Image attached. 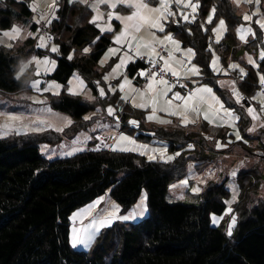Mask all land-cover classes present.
Instances as JSON below:
<instances>
[{
    "label": "trees",
    "instance_id": "obj_1",
    "mask_svg": "<svg viewBox=\"0 0 264 264\" xmlns=\"http://www.w3.org/2000/svg\"><path fill=\"white\" fill-rule=\"evenodd\" d=\"M199 2L201 6L194 22L169 21L166 32L178 38L183 47L194 49L193 62L199 67L204 82L214 86L228 108L237 110L239 129L246 132L250 122L245 109L231 99L229 90L217 86L218 77L211 68L213 53L217 51L224 67L228 58L247 67V75L238 81V88L249 101L260 88L257 73L264 74V60H260L261 69L256 70L239 58L237 29L244 20L234 0ZM58 4L57 18L48 25L56 37L49 42L59 47L55 56L57 66L50 77L67 86L77 72L98 99L104 81L98 65L112 45L113 34L102 33L89 22L94 12L87 5L69 4L68 0H58ZM213 7L216 8L214 22L208 24L206 20ZM127 10L130 9L122 8ZM32 15L29 0H0V30L28 23ZM221 18L225 20L227 32L217 43L211 29ZM255 20L252 26L256 34L246 49L264 51V32ZM32 29L36 31L37 25L33 24ZM37 44V38H30L11 48L0 47V94L16 95L26 90L16 75L23 62L45 54ZM86 47L90 51L83 53ZM145 69L146 65L139 61L129 65L126 74L134 79ZM65 89L60 96L50 97V102L54 110L74 119L72 127L60 133L48 131L0 138V264H264V199L254 198L261 182L253 180V171L242 173L238 178L240 196L235 211L240 214V221L233 239L212 225V215H222L226 211L225 201L231 196L224 183L209 185L199 205L166 201L169 187L187 176L191 161L200 158L206 165L212 161V155L206 153L214 152L213 145L206 137L213 140L218 135L228 136L224 127L199 122L196 128L201 140H196L194 132H191L194 135L177 134L174 128L132 129L128 126L129 120H136L142 126L145 111L123 100L124 106L120 104L119 91H116L114 101L107 100L121 114L129 115L127 123L120 121L121 131L144 143L163 142L170 152L180 155L174 161L160 162L103 148L47 160L41 155L39 145L58 143L65 134L79 131V123L93 108V103L69 95ZM127 127L134 131L128 132ZM202 129L205 134L200 137ZM254 139L262 143L264 150V131ZM190 144L192 148L188 147ZM108 191L124 210L136 205L146 191L149 216L138 223L114 224L100 234L91 250H75L70 242V217Z\"/></svg>",
    "mask_w": 264,
    "mask_h": 264
},
{
    "label": "rangeland",
    "instance_id": "obj_2",
    "mask_svg": "<svg viewBox=\"0 0 264 264\" xmlns=\"http://www.w3.org/2000/svg\"><path fill=\"white\" fill-rule=\"evenodd\" d=\"M18 1H24V0H18ZM35 2L39 6L37 7V9L35 11H33L32 5L34 3V0H29L30 7L33 11V17L31 20L32 24H36L37 26H39V25L45 23L46 21L40 20V16L42 14L48 15L49 19H53L51 17V15L48 13V8H47V4L50 3V0H35ZM193 2L195 3L194 0H193ZM237 5L239 7L238 14L242 18H243V15L245 13L251 14L252 12H254L256 10V7H257L254 4L244 3L243 0H240V3ZM259 8H260V13L257 14L256 16H253V19L254 18L258 19V18H260V15L264 14V0H261V4L259 5ZM173 11H178L174 5H173ZM185 11L188 13H191V9H185ZM198 11L199 10H197V13H196V19H197ZM119 14L122 15L120 12H119ZM123 16H126V15H123ZM172 19L173 18H169L168 21H162V23H164L166 26V23L169 21L171 22ZM175 19L179 20V21H181V20L183 21L182 17L179 15V13L175 17ZM253 19H252V21H253ZM36 20H40V23L37 24ZM114 21H119V20L112 18L111 21H108V19H107V21H105V22H98V23L101 24V26H106L107 24H111L112 31L110 33H113L114 48H119L121 50L122 48L120 47V45H116L114 36L122 30L123 25L121 24L122 25L121 30L115 32V28L117 26H115ZM252 21H245L244 20V23L241 26H244V27L251 26L253 29ZM218 22L219 21L216 22L215 26L218 24ZM17 26H21L22 28L25 29V32L22 34V37L20 39H24L25 37H27V32L30 31L34 34L33 37L38 39V44L40 43L38 30L33 31V30H31L30 27H25L22 25H17ZM253 31H254V29H253ZM105 32H108V31H105ZM237 34H238V31H237ZM139 35L143 36V37H147V32L143 30ZM224 36H225V32L223 33L220 40H222ZM238 37H239V34H238ZM253 37H254L253 35L249 34L246 37V42L242 41V40H240V41L242 44H245L249 40H251ZM213 39L216 42L215 34H214ZM45 44H46L45 47H39V48L45 50V54L43 56H34V57H36L40 60L47 58L50 62L55 61L54 68H52L51 64H49L47 67L51 68V71H45V66H41V68H40L41 75L37 76L36 75L37 68H36L35 62H30V61H32V58H30L29 60H27L21 64L20 69L16 75L17 79L20 80V83L22 84L23 88L26 90H24L21 93H18L16 95L0 94V114H3V115H0V125H5V124H11L12 125L9 128L0 127V138H6V137H9L11 135H30V134L44 133V132H48V131H55V127H62L64 129L62 132H64L69 127H72L75 123L74 119L70 115L56 111L51 107V102H50L51 98L50 97H58L57 95H53L52 91L37 92L31 88L32 81L36 80V79H39L41 81V84H40L41 88L47 87L48 84H50L52 82L59 83L50 77L54 73V70L56 68L55 56L58 55L57 54L58 52H52L51 51V47L53 45L58 46V44L55 42H49L48 39H46ZM261 51H263V50H261L260 48L248 51L245 49L244 46H242L238 55H239V58L241 57L240 58L241 60L243 59L245 61L246 65L252 66L254 69L258 70L259 68L261 69V63H260L261 59L259 56V53ZM107 52H108V50L104 53V55L100 59L99 65H98L99 70L103 71L104 77L106 75L109 76V79L107 81L104 80L103 84L100 85V88H104L106 95L104 97L99 96V98L97 99V96H95L93 94L92 90L87 86V83L85 82V80L76 72V74H78L79 77L81 79H83L85 82V85H86V88L84 89L85 93H88L97 99V100L96 99L95 100H88L86 98V96L83 94L79 95V96H75V97H81L82 99H84L85 101H87L89 103H93L92 110L86 115V116H91V119L86 121L83 118L81 120V122L79 123V125H80L79 131L65 134V137L58 143L40 144L39 145L40 153L45 159L52 160V159H57V158H67V157H72L74 155L83 153L87 150H90L95 145V137H96L97 133H102L105 136L107 145L114 144L115 140L113 138L114 137L118 138V136L120 134H124L121 131V122L127 123V119L129 118L128 117L129 115H127V114L124 115L125 113L121 114L119 112L120 109H118L116 106L110 104L108 102L107 98H109L110 101H114L113 96L116 95V93H115L116 91H119L120 96L117 95L119 98V103L122 105L127 103V102L132 104V102H131L132 97L136 94L132 93L130 91V88L144 90L146 88L147 83L137 84L131 78H129V76L126 74V69H127L126 64L123 67H121L120 69H118L116 73H113L112 69L115 67L116 64L119 63L120 59L123 56H112L110 53L108 54ZM106 53L108 54L107 58H106ZM120 54H123V51H120ZM215 56L218 57V55H215ZM249 56H251L252 59L254 61H256V63L259 65V67H254L253 65L248 63L247 58ZM101 60H105V63L101 64ZM229 60H232V58L231 59L228 58L227 59V61H228L227 66L223 67L221 64L220 58H219L218 67L221 69V71H214V74L219 75L218 82L220 85L227 84L228 89L232 90L234 87L237 91H239L235 86L236 85L235 78L237 80L241 79V74H240L239 68L233 69V68H230L229 65L233 64V63L238 64L240 66V68H243L245 70V73H247V71H246L247 67L244 64L240 63L238 60L237 61H229ZM125 76L131 81V84L126 85L125 91L122 93V92H120L118 85L123 82ZM72 77H71V79H72ZM233 82H235V83L233 84ZM76 83L77 82L75 80H73V85H76ZM194 83H196V82H194ZM59 84H61V83H59ZM110 86H111V88H115L116 91L115 92L110 91ZM210 88H212V90L214 91L213 85ZM263 90L264 89H262V86L260 85V88L257 90L256 94L254 95V96H257V99H253L254 96L251 98V101H254L257 104L249 106V103L247 101H245V98H243L242 100L239 101V104L246 111L247 118L249 117L248 116L249 114L247 113L248 107H252L256 111L258 116L260 117L259 120L253 121L252 126L254 124L257 125L256 130L253 132H249V131L242 132V131H240L239 124H238L239 119H240L239 114L235 110L228 108L221 99V102L224 104V108L232 110L234 112V114L239 117V119L237 121H235V127L239 129L240 134L243 137V140H247L248 143L247 144L243 143V140L237 141L235 138V135L233 134L234 129L232 127H230L228 124H224V127H227V129H228L227 132L229 131V133L232 137L228 133V136H224V134L218 135V139L214 138L212 140V139L208 138L206 141L208 143L210 142L209 144L213 145L212 148H213L214 152L213 151L208 152V153H206V155L211 154L212 155V157H211L212 161L207 165L204 164L203 160H201L200 158H197L196 161H191L188 164L187 176L181 180V181L187 180V182H188L187 185L181 184V181L176 182L169 187V190L166 194V201L168 203L179 202V203H182L185 205H199L201 203L200 197L206 191V189L208 188L209 185L224 183L226 188L230 191L231 196L229 199H227L225 201L226 211L220 216L214 215V214L212 215V225L214 227L222 229L228 235L229 225L232 222V217L235 216L236 222L231 229L232 235L231 236L228 235V237H230L231 239H233L232 236H234L237 233L236 227L240 221V214L237 211H235L236 210L235 208L239 202V196H240V187H239L238 178L242 173H247L249 171H253V173L255 175L253 177V180L256 181L257 179H259V181L261 182V187H260L258 193L256 195H254V198H255V200H259L260 198L264 199V159H263L264 153H262V152H264V150L262 149V143L259 140L254 139L260 132L264 131V128H261L258 126L260 123L264 122V111L260 110V108H261V104H260L261 97L258 95ZM59 91H60V95H61L62 92L64 91V88H61ZM125 94H127L129 96V100L127 102L124 101L125 102L124 103L121 100V96L125 95ZM214 94L218 97V95L216 94L215 91H214ZM29 97H36L39 100L45 101V103H42V104L36 103L33 99H29ZM233 97L237 101L236 96L233 95ZM169 98H171V93H169ZM137 102L139 103V97L138 96H137ZM181 102L182 101H174V103H181ZM109 106H111L113 109H115V114L112 116L108 115V112H107V109ZM49 109L51 111H49ZM97 109H99V112H97ZM143 110L145 111L146 116H145V121H143V123H142L143 125L140 126L142 131L147 129V128H149V129L156 128L155 126L163 127V126H160L161 124L151 122V121H148L146 119L147 115L151 111L150 108L147 110H145V109H143ZM9 115L20 117V119L10 121V120H8ZM158 115H160L161 117L167 118V119H171L173 122L175 120L174 118H170L165 113H162V112L158 113ZM218 116L223 117L224 116L223 111H221L220 115H218ZM65 117L70 118L72 120L73 123L70 126H67V127L64 126V124H65L64 118ZM117 117H119V120H117ZM40 120H44L45 124L40 125L39 124ZM219 123H220V119H217V124H219ZM49 124L53 125L54 127H48ZM152 125H154V126L152 127ZM128 126H129V128H132L133 125H131V124L129 125V123H128ZM37 127L43 128V130H40V131H33L32 130L33 128H37ZM129 128L127 127L128 132L134 131V130H131ZM173 128L175 131H177V134L194 135V133H196V135H194V136H197L196 140L200 139L198 137L199 133H197L198 128H196V127L186 129L185 127H183L181 125V127L174 126ZM181 128H183L184 131ZM191 132H194V133H191ZM201 133H200V135H201L200 137H202V135L205 134L204 129L201 130ZM124 135H128V134L125 133ZM86 136L91 137V139H85ZM128 136H131V135H128ZM131 137L136 139V141L140 144H147V143H144V142L138 140L135 136H131ZM201 139H203V138H201ZM229 141H232V142L229 143ZM217 142H219L221 144H225L227 146L223 147V148H217L216 147ZM147 145H149L150 148L167 146V155H174L175 154V153H172L169 151L168 145H166L165 143L160 142V141H154V144H151V145L147 144ZM73 148H80L82 150L74 152L72 155H66L65 154L67 152H71ZM105 148L108 150H111L110 147H105ZM115 152H121V151H115ZM121 153H132V154L140 155L138 152H121ZM140 156H142V155H140ZM143 157H145L148 160L147 156H143ZM177 157L178 156H175V158L173 160H170V161L160 160L159 158L156 160H153V161L171 162V161H174ZM241 161H243V164H241ZM200 167H204V168L200 171V170H198V168H200ZM233 170H235L237 172V175L235 177H233L231 175V172ZM209 173H212V175H209ZM201 181H204V182L202 183ZM173 185H175L176 187H173ZM194 187H199L201 189V191L194 193L192 191V189ZM234 195H236L235 200H233ZM101 198H103V199H101ZM142 199L144 200L143 206L137 207L138 205H140ZM98 200L100 202L98 204H96V201H98ZM93 204H95L96 206L89 210L88 206L93 205ZM114 205H119V204L111 197L110 191H108L104 196L96 199L94 202H92V203L78 209L77 211H75L72 214V216L70 217V242H71V235H72L73 227L80 228L82 226L88 225L92 221L93 218H101V217L108 216L110 213H112L114 211ZM229 208H231L230 212L228 211ZM142 210H143V215H139L138 213H140ZM89 211H90V214H89ZM75 214H80V215H76V218L73 219ZM129 214H133L134 218L127 220V221H123L120 219H114L110 226H106L104 228H101L89 247H84L83 245H78L77 247H75V248L73 247V248L75 250H80V251H89L96 244L97 239L100 236V234L104 230L112 227L114 224H127V223L133 224V223H138V222L144 220L145 218H147L149 216V206H148V196H147L146 191H144L142 193V195H141L140 199L138 200V202L136 203V205H134L131 209L124 210L119 205V211L116 212L117 216H125V215H129ZM213 217L217 218L216 223H213Z\"/></svg>",
    "mask_w": 264,
    "mask_h": 264
},
{
    "label": "snow or ice",
    "instance_id": "obj_3",
    "mask_svg": "<svg viewBox=\"0 0 264 264\" xmlns=\"http://www.w3.org/2000/svg\"><path fill=\"white\" fill-rule=\"evenodd\" d=\"M82 3L90 7L96 14L92 16L90 23H93L100 29L102 33L105 31L111 32L112 27L111 24H107L106 26H101L98 21L103 20L104 13L100 11L101 5H106L110 9H116L118 5H125L127 8L132 9L131 14L123 16L117 12L109 11L107 13L108 21H111L113 16L115 19L119 20L123 25L122 30L115 35V43L117 45H124L126 44L129 52L134 51L136 56H148L150 59V63L152 64V69H149L148 75V83L144 90H139L135 88H130L132 93H135L132 97V106L135 108L140 109H151L150 113L147 115L146 119L151 122H155L161 125H169L172 124L171 119H167L158 115V113H165L168 117H176L179 119L180 125L187 127L189 124H195L196 121L201 117L204 120L208 121L209 124H217L218 114L221 110L224 113L223 117H220V123L217 126H224V124H228L230 127L234 129L233 134L237 141L243 140V137L240 134L238 128L235 127V121L239 119L238 116L234 114V112L230 109L224 108V105L221 103L219 98L213 93L212 88L208 87L207 85H203L197 87L188 92L186 96L181 95L180 92L173 93L172 97L169 98V93L172 92L174 85L165 78L166 74H171L172 77L177 78L179 81L180 78H187L188 76H196L200 74V69L197 65L192 64V60L195 57L196 53L193 48L182 49L181 48V41L174 38L171 33H167L162 38L156 35V31L163 33L165 32V24L162 21H168L169 18H173L172 22L179 24L180 21L176 20L175 17L179 13L182 17L183 21L186 22H194L196 19V13L199 9L200 2L196 0L194 3L193 0H159L158 6H151L149 0H92V3L89 4V0H68L69 4L72 3ZM235 3L239 4L240 0H234ZM244 3L254 4L256 5V10L251 14L245 13L243 15V19L245 21H252L253 16H256L260 13L259 5L261 4V0H243ZM173 5H175L178 11H173ZM39 5L35 2L32 5L33 11L37 9ZM59 7L58 0H50V3L47 4L48 13L51 15L53 19L57 18L55 16V10ZM185 9H191V13L185 11ZM216 8L213 7L211 9L210 14L207 17L206 23L212 24L214 22ZM40 20L46 21V23L51 24V19L48 18V15H41ZM40 20H36V23H40ZM255 24L259 26L261 31H264V14L260 15V18L255 20ZM203 28L204 25L201 24ZM144 30L147 32V37L140 36L139 34L141 31ZM207 31V29H205ZM211 31L215 34L216 42L219 43L222 35L224 32L227 31L226 23L224 19H219L218 24L211 29ZM239 38L242 41L246 42L247 35L251 34L255 36V32L253 31L252 27H244L241 26L237 29ZM25 32V29L21 26L13 25L8 30H3L2 36L7 38L8 41L18 40L22 37V34ZM189 34H191V30L189 29ZM34 34L32 32H27V37H32ZM26 38V37H25ZM46 39H51V37H46L41 35L39 37L40 43L37 44V47H45ZM97 40L100 39L98 36ZM0 43H5V40L0 39ZM95 43V41H93ZM13 45L11 43H7V47L11 48ZM160 49L158 51L157 49ZM209 50H211V45H209ZM52 52H58V46L53 45L51 47ZM90 48H84L83 53H88ZM120 51L119 48H109L108 53L115 54ZM161 52H166V55H161ZM176 53H182L180 57L176 56ZM106 53V58H107ZM260 59L264 60V51L259 53ZM73 57L70 54L68 59L71 60ZM132 57L125 53L124 57H122L118 64L112 69L113 73H116L118 69L123 67L128 60ZM248 63L253 65L254 67H259V65L252 59L251 56L248 58ZM219 57H216L213 53V59L211 62V67L213 71H221L218 67ZM35 62L37 71L36 75H41L40 68L41 66H45V71H51V68L47 66L51 64L52 68L55 66V61H49L47 58L40 60L36 57H32V61ZM162 62V65L160 64ZM105 60H101V64H104ZM190 65V66H189ZM230 68L237 69L239 68L241 78L245 75V70L240 68L238 64H230ZM159 69L156 71L155 69ZM145 71H141L139 73L140 76H145ZM259 76V84L264 89V74L257 73ZM105 81L109 79V76H105L103 78ZM73 80L77 83L73 85ZM99 84V81L96 82ZM235 82H233L234 84ZM41 81L39 79L33 80L31 83V88L37 92H49L52 91L53 95H60V89L66 87V91L69 95L72 96H79L85 95L88 100H95L96 98L91 96L88 93H85L84 89L86 88L85 82L83 79L79 77L78 74L73 73V77L71 80L68 81L67 86H63L59 83L52 82L48 84L47 87L41 88L40 87ZM131 81L125 76L122 83L118 85L120 92L125 91V86L130 85ZM181 87H187V85H181ZM110 91L115 92V88H111ZM233 95L236 96L237 102L239 103L240 100L243 99V96L237 91L234 87L232 89ZM99 95L100 97H104L106 95L104 88H99ZM261 97L260 104H261V111H264V91L258 94ZM137 96L139 97V103L137 102ZM29 99H33L36 103H45L43 100H39L36 97H29ZM253 99H257V96H254ZM121 100L127 102L129 100V96L127 94L121 96ZM174 101H182V103H174ZM218 105V107H217ZM49 111H51L49 109ZM99 112V109H97ZM108 115L112 116L115 114V109L111 106L107 109ZM247 113L251 116L253 121L259 120L260 117L256 113V111L252 107L247 108ZM3 115V114H0ZM94 115V114H93ZM20 117L16 116H8V120L14 121L18 120ZM91 116H85L84 120H90ZM65 124L64 126H70L73 122L70 118L65 117ZM119 120V117H117ZM128 123L135 127H139V122L136 120H131ZM40 125H44L45 121L40 120ZM11 124L0 125V127L9 128ZM261 128H264V122L258 125ZM48 127H54L53 125L49 124ZM257 125L254 124L251 128L247 129L249 132H253L256 130ZM33 131H40L43 128L37 127L33 128ZM64 129L62 127H55V131L62 132ZM6 134V133H5ZM211 138V137H206ZM85 139H91V137H85ZM115 143L112 145L104 144V147H110L112 151H121V152H138L142 156H147L149 161H153L156 159L170 161L175 158V156H179L180 153L176 152L174 155H167V146L162 147H154L150 148L147 144H140L131 136L120 134L117 137L113 138ZM232 141H229L231 143ZM243 143L247 144V140H243ZM227 145L221 144L217 142V148H223ZM189 148H192L193 145H188ZM80 148H73L71 152L65 153L66 155H72L74 152L81 151ZM100 150V146L98 145L96 149ZM243 164V161H241ZM212 175V173H209ZM231 175L235 177L237 172L233 170ZM202 183L204 181H201ZM187 180L181 181V184L187 185ZM173 187H176L173 185ZM194 193L201 191L199 187H194L192 189ZM103 199V198H101ZM236 199V195L233 196V200ZM100 201H96L98 204ZM144 204V200H141L140 205L137 207H142ZM96 205H89L88 209L94 208ZM119 211V205H114V211L110 213L108 216L101 217V218H93L92 221L85 226L80 228L73 227L72 235H71V244L72 247H77L78 245H83L84 247H89L90 244L95 239V236L100 231L101 228L106 226H110L114 219H120L123 221H127L134 218L133 214L125 215V216H117L116 212ZM231 211V208L228 209ZM90 214V211H89ZM139 215H143V210L138 213ZM75 214L73 219L76 218ZM217 222V218L213 217V223ZM236 222V217H232V222L229 225L228 235H232V227Z\"/></svg>",
    "mask_w": 264,
    "mask_h": 264
},
{
    "label": "crops",
    "instance_id": "obj_4",
    "mask_svg": "<svg viewBox=\"0 0 264 264\" xmlns=\"http://www.w3.org/2000/svg\"><path fill=\"white\" fill-rule=\"evenodd\" d=\"M149 2H150V4H151V6H153V7H155V6H158V2H159V0H149ZM90 3H92V0H89V4ZM235 3V2H234ZM236 5H237V3H235ZM175 6V5H174ZM122 8L124 9V8H126V9H129V8H127L125 5H118L117 6V8L116 9H110V8H108L106 5H101L100 6V11L101 12H103L105 15H104V18H103V20H101V21H98V22H105V21H107V13L109 12V11H114V12H117V13H121L122 15H129V14H131V11H132V9H130V10H127V11H122ZM237 8L239 9V7H238V5H237ZM32 10V9H31ZM94 12V11H93ZM96 13L94 12V15H95ZM32 17H33V15H32ZM115 18V16H113V19ZM32 20V19H31ZM31 20H30V22H28V23H17V24H15V25H22V26H25V27H30L31 28V30H33L32 29V26H33V24L31 23ZM52 20V19H51ZM207 21V20H206ZM46 23V22H45ZM44 24V23H43ZM114 24H115V26H117L116 28H115V32L116 31H119V30H121V22L120 21H114ZM168 24V22L166 23V26H168L167 25ZM166 26H165V32H163V33H161V32H159L158 30H153V31H156V35L158 36V37H163L164 35H166L167 33H170V32H166ZM239 29V28H238ZM2 31L3 30H0V39H3V40H5V43H0V47L1 46H7V43H11V44H22L23 42H25L26 40H28V39H30V38H35V37H26V38H24V39H18V40H13V41H8L7 40V38H4L3 36H2ZM34 31V30H33ZM143 31V30H142ZM141 31V32H142ZM227 32V31H226ZM226 32H225V34H226ZM104 33H110V32H104ZM111 34H113V33H111ZM172 34V33H171ZM173 35V34H172ZM174 36V35H173ZM237 36H238V34H237ZM115 37V36H114ZM255 37V36H254ZM254 37L251 39V40H249L247 43H245V44H242L241 43V41H240V47H239V49H238V53H239V51H240V49L242 48V46H244L245 47V49H246V45L249 43V42H251L253 39H254ZM174 38L175 39H177V40H179L178 38H176L175 36H174ZM224 38V37H223ZM239 38V37H238ZM223 40V39H222ZM222 40H220L219 42H221ZM240 40V39H239ZM180 41V40H179ZM117 45V44H116ZM120 47L122 48L120 51H123V54H120V51H118L117 53H115V54H111L112 56H123L124 57V55H125V53H128V55H130L132 58L130 59V60H128V62L126 63V66L128 67L129 65H131V64H133V63H137V62H139V61H141V60H144V61H149L150 62V59H149V57L148 56H146V55H144V56H136L135 55V52L134 51H131V52H129V50H128V48H127V46H126V44H124V45H120ZM110 48H114V44H113V42H112V45H111V47ZM181 48L182 49H187V48H185V47H183V44H182V42H181ZM158 51H159V48L157 49ZM247 50V49H246ZM108 53V52H107ZM109 54V53H108ZM215 55H218V57L220 58V56H219V54L217 53V51L214 53ZM182 55V53H176V56L177 57H180ZM239 56V55H238ZM195 58V57H194ZM194 58H193V60H192V64H194ZM241 58V57H240ZM243 60V59H242ZM244 61V60H243ZM245 62V61H244ZM160 64L162 65V62H160ZM56 66H57V63H56ZM190 66V65H189ZM222 66H223V64H222ZM249 66V65H248ZM224 67V66H223ZM141 71H145V76H140L139 75V73L141 72ZM247 71V70H246ZM170 74V73H169ZM148 75H149V72H148V70L147 69H145V70H140L139 72H138V74L136 75V78H134V79H132L135 83H136V81L137 80H139V82L137 83V84H144V83H148ZM171 75V74H170ZM216 75V74H215ZM218 78H219V75H216ZM187 79H188V82H189V91H191V90H193V89H195V88H197V87H200V86H203V85H207L208 87H212V85L211 84H209V83H205L204 81V77L202 76V74H199V75H196V76H188L187 77ZM235 80H236V88L239 90V88H238V81L239 80H237L236 78H235ZM194 82H196V83H194ZM196 84V85H195ZM147 85V84H146ZM217 86L220 88V89H222V90H225V91H230V92H232V90H230V89H228V85L227 84H223V85H220L219 84V82H218V79H217ZM214 89V88H213ZM189 91H187L186 93H185V95L184 96H186L187 94H188V92ZM214 91H215V89H214ZM214 91H213V93H214ZM264 91V90H263ZM174 92H176V90L173 88L172 89V92H171V97H172V95H173V93ZM239 92L241 93V91L239 90ZM217 94V93H216ZM233 95V94H232ZM241 95L243 96V98H245V101H247L248 103H249V106H252V105H254V104H257L256 102H254V101H249V99L243 94V93H241ZM218 98H219V100L221 101V99H220V97L218 96ZM235 103H237V105H240L236 100H235V98L234 97H232L231 98ZM182 103V102H181ZM222 103V102H221ZM131 104V103H130ZM223 104V103H222ZM132 105V104H131ZM224 105V104H223ZM217 107H218V105H217ZM232 109V108H231ZM233 110H235L236 112H237V110L236 109H233ZM222 111V110H221ZM238 113V112H237ZM239 114V113H238ZM218 115H220V113L218 114ZM249 117H248V119H249V124H250V127L249 128H251V126H252V124H253V120H252V118H251V116L250 115H248ZM170 118H174L175 120H174V122L172 123V124H169V125H160V126H163V127H165V128H173L174 126H177V127H181V125H180V122H179V119L178 118H176V117H170ZM220 118V116H218V118L217 119H219ZM240 120V119H239ZM130 121V120H129ZM201 121H203V122H206V123H208V121H206V120H204L203 119V117H202V115H201V117L196 121V123L195 124H189L187 127H185V126H183V127H185L186 129H189V128H194V127H196L197 125H198V123L199 122H201ZM130 124V123H129ZM209 124V123H208ZM140 125V124H139ZM209 125H211V126H214V127H224V126H217V124H209ZM154 125H152V127H153ZM140 127V126H139ZM139 127H135V126H132V128H139ZM155 127H158V126H155ZM226 130H228L227 129V127H224ZM149 130H153V129H149ZM229 132V131H228ZM124 133V132H123ZM125 134V133H124ZM230 134V133H229ZM152 135V134H151ZM136 137V136H135ZM148 144V143H147ZM151 145V144H150Z\"/></svg>",
    "mask_w": 264,
    "mask_h": 264
},
{
    "label": "built area",
    "instance_id": "obj_5",
    "mask_svg": "<svg viewBox=\"0 0 264 264\" xmlns=\"http://www.w3.org/2000/svg\"><path fill=\"white\" fill-rule=\"evenodd\" d=\"M37 30L39 31V37L41 35H44L46 37H51V39H48L50 41H54L56 39L55 35L52 33V31L50 30L48 23H44L38 26ZM160 51V49H159ZM161 55H166V52H161ZM142 63H144L146 65V69H152V64L149 61H144L141 60ZM156 71H159V69H155ZM165 78L168 79L173 85H174V89L177 92H180L181 95H185V93L187 91H189V82L187 78H180L179 81H177V78L172 77L170 74H166ZM187 85V87H181V85ZM175 93V92H174ZM106 144V138L102 133H97L96 137H95V145L92 148V151H97L94 150L96 149V147L99 145L100 146V150H102L103 148H105L103 145ZM99 151V150H98Z\"/></svg>",
    "mask_w": 264,
    "mask_h": 264
},
{
    "label": "clouds",
    "instance_id": "obj_6",
    "mask_svg": "<svg viewBox=\"0 0 264 264\" xmlns=\"http://www.w3.org/2000/svg\"><path fill=\"white\" fill-rule=\"evenodd\" d=\"M49 25V24H48ZM37 28H38V26H37ZM204 80H205V78H204ZM232 94H233V92H231Z\"/></svg>",
    "mask_w": 264,
    "mask_h": 264
},
{
    "label": "bare ground",
    "instance_id": "obj_7",
    "mask_svg": "<svg viewBox=\"0 0 264 264\" xmlns=\"http://www.w3.org/2000/svg\"><path fill=\"white\" fill-rule=\"evenodd\" d=\"M43 243V242H42ZM71 254V253H70ZM71 258V257H70ZM63 264V263H62Z\"/></svg>",
    "mask_w": 264,
    "mask_h": 264
},
{
    "label": "water",
    "instance_id": "obj_8",
    "mask_svg": "<svg viewBox=\"0 0 264 264\" xmlns=\"http://www.w3.org/2000/svg\"><path fill=\"white\" fill-rule=\"evenodd\" d=\"M262 153H264V152H262ZM264 159V158H263Z\"/></svg>",
    "mask_w": 264,
    "mask_h": 264
}]
</instances>
